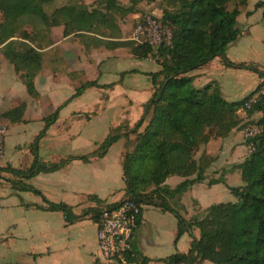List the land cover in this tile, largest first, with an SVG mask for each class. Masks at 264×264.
<instances>
[{
	"label": "trees",
	"instance_id": "1",
	"mask_svg": "<svg viewBox=\"0 0 264 264\" xmlns=\"http://www.w3.org/2000/svg\"><path fill=\"white\" fill-rule=\"evenodd\" d=\"M52 1L0 0V53L18 74L26 94L33 98L37 96L33 78L40 68L42 53L37 50L35 35L19 28L20 18L35 17L46 30L61 24L63 35L94 32L99 26L110 28L113 11L135 10L140 0H130V6L126 8H122L117 0H94V6L70 2L56 7ZM231 1L160 0L161 19L170 24L169 43L160 45L154 52L144 43L129 45L133 56L138 59L151 56L159 69L147 73L154 89L131 130L135 134L132 146L121 156L122 196L134 201L139 215L142 204L158 205L171 212L176 220V239L183 233L189 237L186 251L165 256L161 259L162 264H200L204 260L213 264H264V70L251 64H234L225 56L228 45L239 33L236 27L238 10L227 8ZM240 1L245 3V0ZM214 57H219L224 66L251 71L258 77V83L235 101L222 98L215 81L201 87L192 85L191 77L185 74ZM91 86L103 87L95 80L85 81L75 88L72 96ZM249 99L252 101L246 108L243 104ZM59 107L42 117L43 125L35 139L54 122ZM23 109L24 103L20 102L1 115L8 123L22 122ZM239 109L243 116L238 113ZM254 113L259 114L254 121L258 131L244 138L249 152L235 166L241 184L227 187L235 200L210 204L199 216H181L180 195L191 184L204 178L210 162V157L203 152L197 157L195 152L211 138H222L247 123L242 120ZM147 114L146 124L136 132ZM117 138V134L107 135L90 155H102ZM78 159L84 160L85 157L79 156ZM64 162L44 165L34 153L25 171L4 166L0 167V172L27 179L39 171L57 169ZM171 175L185 179L170 189L163 182ZM191 175L194 177L188 179ZM215 182L216 179L207 181L208 184ZM11 184L15 187L16 181ZM19 188L39 194L28 185ZM89 198L96 199L92 195ZM42 200L47 209L60 211L66 223L84 215L97 220L98 209L85 208L80 214H74L63 202L52 203L43 197ZM192 228L197 230V236L193 235ZM147 261L131 243L130 249L122 254V260L117 259L115 264H146Z\"/></svg>",
	"mask_w": 264,
	"mask_h": 264
},
{
	"label": "crops",
	"instance_id": "2",
	"mask_svg": "<svg viewBox=\"0 0 264 264\" xmlns=\"http://www.w3.org/2000/svg\"><path fill=\"white\" fill-rule=\"evenodd\" d=\"M70 2L86 6L95 4H93L94 0H53L52 5L56 7ZM117 2L122 8L130 6V0H117ZM135 8L132 11H113V20L109 29L99 26L94 32H76L67 35L62 34L61 24L52 25L46 30L35 17L20 18L19 24L29 23L28 27L24 26L22 29L29 35H35L37 50L42 53L40 68L33 78L37 92L34 98L26 94L18 74L0 53V129L4 132L3 153L5 151L6 154L5 160H2V153L0 167L7 166L14 170L25 171L29 168L34 153L37 160L44 165L57 164L65 160L57 169L39 171L27 179L10 172H0V226L6 224L5 227H1L0 246L9 237L7 233L12 234L9 231L12 225L4 215L12 206L23 212L35 210L48 215L59 212L63 221L62 232L57 241H53L54 244L60 243L64 248L69 245V248L74 249L85 260L89 257V264H114L112 261L99 260L95 235L96 222L90 219L89 215L66 223L60 211L46 208L47 205L42 197L52 203L63 202L71 207L74 214H80L85 208L99 209L101 206L111 204L123 194L121 156L132 146L135 134L131 130L141 117L143 104L150 99L154 89L147 73L159 69L154 61L133 56L131 47L128 48L122 43L125 39L124 29L128 30L126 19L129 17L135 19L138 14V8ZM225 56L229 61H234L228 56V49L225 51ZM233 69L241 68L224 66L219 57H214L185 75L191 77V83L195 87L215 81L221 97L227 101H235L250 92L259 79L253 73L255 78L249 90L241 93L240 97L234 98L237 88L225 81L226 73ZM90 80H95L103 87H86L80 94L72 96L76 87ZM20 102L24 103L23 121L8 123L1 115L2 111ZM57 107L59 109L54 122L35 139L43 125L42 117ZM146 116H143L136 132L146 124L148 118ZM258 116L259 114H256L254 117ZM93 119L99 120L102 124L101 138L80 136L82 124ZM248 120L249 117H246L242 123ZM244 124L232 129L222 138H211L195 152V157L203 152L210 157V162L205 168L204 178L200 182L191 184L180 195L178 204H181L183 209L179 213L184 218L195 215L193 208H197L198 213L203 212V209L213 204L220 194L229 193L227 187L241 184L239 171L235 166L247 154L242 136ZM114 134H117L118 138L102 155H90L97 150L107 135ZM47 140L50 144H60L59 147H63L64 151L59 153L60 149H57L49 155V158L41 159L39 150ZM79 156L85 159H78ZM67 158L71 159L67 160ZM109 168H113L119 174L121 186L116 190L111 189L105 178ZM75 170L83 176L73 177ZM61 172L69 176L65 179L55 177ZM193 177L191 175L187 178ZM183 179L185 178L171 175L163 184L171 189ZM210 179H216L217 182L208 184L207 181ZM90 180H96V183ZM12 181H16L15 187L12 186ZM42 183L54 193L48 194L42 191ZM23 185L31 186L39 194L20 189L19 187ZM58 190L61 193L58 194L56 192ZM90 195L96 199L89 198ZM140 208L139 221L132 234L131 243L142 256L147 258L146 264H162L161 259L165 256L186 251L189 237L183 233L176 239V220L171 212L151 204H142ZM171 221L174 227L167 231V222L171 223ZM192 232L197 236L196 229ZM29 233H31L28 234L30 238H35V233ZM36 236L40 237L38 234ZM46 236L51 241L43 242L44 249L22 250V257L30 259V263L27 264H37L52 251L53 236L48 231L45 233ZM3 257L1 253L0 261Z\"/></svg>",
	"mask_w": 264,
	"mask_h": 264
},
{
	"label": "rangeland",
	"instance_id": "3",
	"mask_svg": "<svg viewBox=\"0 0 264 264\" xmlns=\"http://www.w3.org/2000/svg\"><path fill=\"white\" fill-rule=\"evenodd\" d=\"M130 4V3H129ZM129 6V5H128ZM136 7L138 8V14L135 17H129L126 19V28L124 29V43L126 47L130 48V44H134L133 42L127 39L129 34V30L133 27L136 20L142 18L144 15L149 16H161V8L160 0H155L152 2H146L145 0H140ZM235 7L238 10V15L236 16V27L238 28V36L235 41L230 43L227 47L228 49V56L233 59L234 61H230L232 63H244V64H251L256 66L259 70H264V0H245V3H241L240 0H232L227 4V8L231 9ZM28 22H22L19 24V28H23L24 26L28 27ZM131 50V49H130ZM149 60L154 61L153 57L147 56ZM239 61V62H238ZM257 61V62H254ZM155 62V61H154ZM225 81L229 83L231 86L237 88V94L234 98L240 97L241 93L244 91L249 90L253 83V79L255 78L253 73L248 70H229L226 73ZM3 112V111H2ZM48 112L46 114H49ZM241 115V111L238 112ZM258 113H254L249 116V120L245 123V128L250 126V129L255 130L257 128L254 125V121ZM242 116V115H241ZM44 117V116H43ZM148 117V114L147 116ZM246 118V117H245ZM244 127V126H243ZM252 127V128H251ZM245 128H243L242 136L243 139L245 138ZM249 128V127H248ZM80 136L84 138H96L100 139L103 131L102 124L99 120L93 119L90 122L84 123L81 126ZM258 130V128H257ZM1 134V133H0ZM4 140V132L2 131L1 134ZM79 136V137H80ZM23 144V143H22ZM21 144V145H22ZM20 145V143L18 144ZM28 145V144H27ZM60 144H50V141H45L43 146L39 150V156L41 159L49 158V155H52L55 150H58L59 153L64 151L63 147ZM4 148V141L2 147V153ZM66 149V148H65ZM87 151V150H84ZM249 149L247 147V153ZM1 153V154H2ZM5 153V151H4ZM3 153L2 160H5L4 156L6 154ZM1 159V158H0ZM22 163V162H19ZM18 165V164H16ZM73 177L83 176L80 175L79 172L76 170L74 171ZM67 175L66 173H58L55 177L65 179ZM106 180L109 183V186L112 190H116L121 186V181L119 178V174L113 168H109L106 171L105 175ZM90 182H95L96 180H90ZM41 189L45 193L53 194L54 191L49 188L46 184H41ZM61 193L59 190L56 191ZM56 195V194H55ZM58 200V198H54ZM39 200V199H38ZM235 198L230 193L220 194L215 200L214 203L219 202H233ZM103 207V206H101ZM83 210V209H82ZM195 211V215L198 214V209L193 208ZM80 211V210H79ZM48 214H43L41 212H37L35 210L31 211H22L21 209H16L15 207H11L8 211H5L4 215L8 217L10 221L9 231L12 234L7 233L8 238H6V242L2 243L0 246V255L3 253V259L0 261V264H27L30 263V259L22 257L21 252L25 249H30L32 251H37V249L42 248L44 249L43 242L51 241L47 236L45 237L46 231L50 232L51 236H53V241H57L59 234L62 232V224L63 221L59 212H52ZM192 217V216H191ZM1 221V220H0ZM173 221L171 223L167 222L166 230L169 231L170 228L174 227ZM1 223V222H0ZM9 224V225H10ZM0 226V232L2 231ZM12 229V230H11ZM4 230V228H3ZM195 230L192 228L191 231ZM35 233V238H30L28 234L31 235L29 232ZM197 232V230H196ZM193 233V232H192ZM39 235L38 238L36 235ZM12 235V236H10ZM8 241V242H7ZM46 246H49L46 244ZM52 251L43 257L37 264H89L90 258L87 257L86 260L83 256L78 254L74 249L69 248V245L65 246V248L59 244L52 245ZM200 264H213L209 261H202Z\"/></svg>",
	"mask_w": 264,
	"mask_h": 264
},
{
	"label": "built area",
	"instance_id": "4",
	"mask_svg": "<svg viewBox=\"0 0 264 264\" xmlns=\"http://www.w3.org/2000/svg\"><path fill=\"white\" fill-rule=\"evenodd\" d=\"M170 36V24L163 21L161 16L144 15L135 21L129 30L127 39L134 44L144 43L154 52L160 45L168 44ZM251 101L252 99H249L243 105L247 108ZM239 110L243 116V111ZM245 131H247L245 133L247 137L252 136L258 130L257 128L252 130L250 126H247ZM0 133L2 134V129ZM1 134L0 158L4 141ZM138 215V206L127 196H121L111 204L98 209L95 235L99 260L112 261L114 264L117 259L122 260V254L130 249Z\"/></svg>",
	"mask_w": 264,
	"mask_h": 264
}]
</instances>
